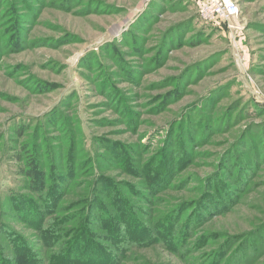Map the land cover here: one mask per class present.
Here are the masks:
<instances>
[{
    "label": "rangeland",
    "instance_id": "obj_1",
    "mask_svg": "<svg viewBox=\"0 0 264 264\" xmlns=\"http://www.w3.org/2000/svg\"><path fill=\"white\" fill-rule=\"evenodd\" d=\"M229 1L0 0V264H264V0Z\"/></svg>",
    "mask_w": 264,
    "mask_h": 264
},
{
    "label": "built area",
    "instance_id": "obj_2",
    "mask_svg": "<svg viewBox=\"0 0 264 264\" xmlns=\"http://www.w3.org/2000/svg\"><path fill=\"white\" fill-rule=\"evenodd\" d=\"M200 13L202 17L208 21L214 20L218 17L235 19L239 17L240 8L238 4L232 3L229 0H206Z\"/></svg>",
    "mask_w": 264,
    "mask_h": 264
},
{
    "label": "trees",
    "instance_id": "obj_3",
    "mask_svg": "<svg viewBox=\"0 0 264 264\" xmlns=\"http://www.w3.org/2000/svg\"><path fill=\"white\" fill-rule=\"evenodd\" d=\"M34 175V172H32V175L31 176H33Z\"/></svg>",
    "mask_w": 264,
    "mask_h": 264
},
{
    "label": "bare ground",
    "instance_id": "obj_4",
    "mask_svg": "<svg viewBox=\"0 0 264 264\" xmlns=\"http://www.w3.org/2000/svg\"><path fill=\"white\" fill-rule=\"evenodd\" d=\"M227 2V1H226Z\"/></svg>",
    "mask_w": 264,
    "mask_h": 264
}]
</instances>
